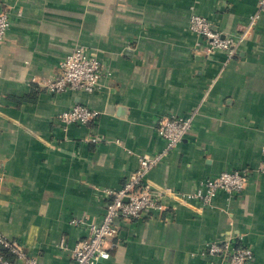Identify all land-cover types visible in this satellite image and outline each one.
Instances as JSON below:
<instances>
[{
    "label": "crops",
    "instance_id": "crops-1",
    "mask_svg": "<svg viewBox=\"0 0 264 264\" xmlns=\"http://www.w3.org/2000/svg\"><path fill=\"white\" fill-rule=\"evenodd\" d=\"M259 0H0V235L37 264H72L76 245L101 223L107 198L162 153L159 118L193 115L190 130L145 176L164 193L148 220H119L109 257L96 264H222L210 243L246 246L264 264V11ZM198 15L236 44L204 52ZM248 27L247 35H239ZM82 47L105 75L92 93H48L42 80ZM75 105L97 112L64 128ZM101 140L92 142L91 138ZM247 173L239 194L211 206L183 201L199 182ZM11 264L17 262L8 256Z\"/></svg>",
    "mask_w": 264,
    "mask_h": 264
},
{
    "label": "built area",
    "instance_id": "built-area-1",
    "mask_svg": "<svg viewBox=\"0 0 264 264\" xmlns=\"http://www.w3.org/2000/svg\"><path fill=\"white\" fill-rule=\"evenodd\" d=\"M264 11V0L258 2V13ZM9 27L8 14L0 10V41ZM191 32L204 38V52L209 55L214 51H225L232 55L236 52V44L231 37L218 33L207 18L192 15L189 21ZM248 27L239 35L240 41L247 35ZM53 77L42 80L40 85L51 94H60L68 90L95 92L105 75L100 61L82 47L75 48L61 63ZM97 112L82 105H75L62 112L57 120L67 128L70 125L85 126L97 118ZM193 115L188 117L168 116L159 118L155 132L165 140L162 153L150 158L139 159L138 168L125 184L118 190L102 189L101 194L107 198L103 205L104 214L100 224L92 226L86 239L80 241L73 252L72 264H96L109 257L108 247L116 246L119 220H148L154 213L164 210V193L150 187L145 176L167 153L176 148L191 128ZM94 143L101 140L90 139ZM264 169V168H263ZM247 173L243 171L224 172L212 179L199 182L193 193L181 194L180 200L195 201L202 207L211 206L220 192L239 194L246 186ZM3 251L12 255L22 264H37L29 258L19 244L0 235V264H11ZM209 256L220 258L222 264H245L252 258V252L246 246L233 247L228 240L210 243L206 248Z\"/></svg>",
    "mask_w": 264,
    "mask_h": 264
},
{
    "label": "trees",
    "instance_id": "trees-1",
    "mask_svg": "<svg viewBox=\"0 0 264 264\" xmlns=\"http://www.w3.org/2000/svg\"><path fill=\"white\" fill-rule=\"evenodd\" d=\"M3 254H4L5 258L8 259V260H9V257L8 256H12L9 253H7L6 251H3Z\"/></svg>",
    "mask_w": 264,
    "mask_h": 264
}]
</instances>
